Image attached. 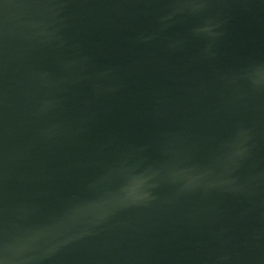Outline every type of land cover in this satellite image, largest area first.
<instances>
[{"label": "water", "instance_id": "obj_1", "mask_svg": "<svg viewBox=\"0 0 264 264\" xmlns=\"http://www.w3.org/2000/svg\"><path fill=\"white\" fill-rule=\"evenodd\" d=\"M3 264H264V0H0Z\"/></svg>", "mask_w": 264, "mask_h": 264}, {"label": "clouds", "instance_id": "obj_2", "mask_svg": "<svg viewBox=\"0 0 264 264\" xmlns=\"http://www.w3.org/2000/svg\"><path fill=\"white\" fill-rule=\"evenodd\" d=\"M0 264H3V261H0Z\"/></svg>", "mask_w": 264, "mask_h": 264}]
</instances>
